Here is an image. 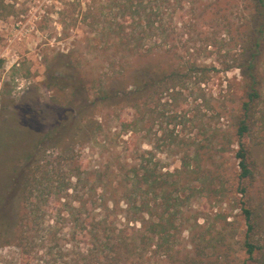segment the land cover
Wrapping results in <instances>:
<instances>
[{
	"label": "trees",
	"instance_id": "trees-1",
	"mask_svg": "<svg viewBox=\"0 0 264 264\" xmlns=\"http://www.w3.org/2000/svg\"><path fill=\"white\" fill-rule=\"evenodd\" d=\"M85 1V13L80 21L90 34L85 45L109 50L114 58L106 64L110 65L107 67L110 71H104L98 79L95 102L89 99L85 84L78 91L74 60L53 63L52 68L60 69L65 77V87L73 91V98L62 108L58 120L42 140L23 154L17 170L6 167L8 160L4 161L0 245L10 248L9 255H3L7 257L5 261L10 264H146L151 245L157 259L163 254L175 253L171 237L177 200L165 197L160 208L156 199L168 185L176 189L178 182L172 180L167 184L159 161L146 157L145 152L123 158L113 167L119 176L114 182L118 186V199H114L103 189L99 173L96 172V179L90 184L86 179L82 181L78 172L71 174L76 169L72 145L77 138L86 142L91 139L94 126L88 113L96 102L102 107L129 108L131 117L120 120V127L128 129L135 139L144 129L150 101L158 102L166 95L175 103V96L190 79L202 83L210 72L237 68L238 101L235 104L230 101L217 114L232 119L230 135L235 137L236 145L233 158L241 182L238 192L244 197L241 207L244 253L251 263L264 264V244L259 235L264 233V222L256 211L252 195L256 176H261L264 184V166L261 168L256 163L252 140L256 132L264 131V111L257 109V104L264 99L260 65L264 58V0ZM226 4L229 8L235 7L237 12L246 11L244 21L237 24L226 21ZM184 16L189 19L184 21ZM218 19L222 21L226 39H221L223 46L216 52L224 50L227 55L229 49L237 47L221 70L213 64L196 61L199 51L204 53L207 46H214L215 38L209 29ZM218 62L224 64V61ZM1 132L4 131L1 129ZM223 153L220 147L215 155L221 158ZM192 171L197 173L186 168L184 174ZM78 185L85 190L79 191ZM148 193L154 197V207L149 205ZM119 200L122 206L118 208ZM152 209L154 219L149 220ZM118 215L123 220L119 224ZM62 229L65 230L62 232Z\"/></svg>",
	"mask_w": 264,
	"mask_h": 264
},
{
	"label": "rangeland",
	"instance_id": "rangeland-1",
	"mask_svg": "<svg viewBox=\"0 0 264 264\" xmlns=\"http://www.w3.org/2000/svg\"><path fill=\"white\" fill-rule=\"evenodd\" d=\"M85 4V0H2L0 3V191L5 176L1 173L4 161L8 160L6 167L17 170L23 154L42 140L58 120L62 108L73 98V91L65 87V77L60 69L52 68L53 63L74 60L78 70V91L82 83L85 84L92 102L96 101L98 79L104 71H110L107 69L110 65H106L114 58L110 51L85 45L86 37H90L80 23ZM226 6V21L236 24L244 21L246 11L237 12L235 7ZM187 19L183 17L184 21ZM72 22L74 25H69ZM221 25L219 19L212 23L209 32L213 33L215 44L207 46L204 53L199 51L200 56L196 59L200 64H213L218 70L230 62V56L237 48L229 49L227 55L224 50L219 54L216 52L223 46L221 39H226ZM260 63L264 76L263 57ZM238 73L237 68L215 74L210 72L202 83L192 78L175 96V103L166 95L158 102L153 99L144 129L135 139L128 129L120 127V120L131 117L129 108L102 107L96 102L88 113L94 126L91 139L86 142L77 138L72 145L76 169L71 174L78 172L82 181L86 179L90 184L95 181L96 172L99 173L109 198L118 199L119 194L114 183L119 176L113 167L123 158L134 157L140 152L159 161L160 172L166 175L167 184L172 180L178 182L176 189L168 185L156 199L160 208L165 197L170 201L177 200L173 218L175 229L171 237L177 251L157 259L151 245L146 264H253L242 246L244 197L238 192L241 182L233 158L236 145L235 137L230 135L232 119L217 114L231 102L237 103L240 94ZM257 109L264 111V99L257 104ZM258 126L257 123L255 130ZM252 140L256 163L262 168L264 131L256 132ZM220 147L224 150L221 158L215 155ZM136 160L137 157L134 162ZM186 168L195 169L197 173L184 174ZM261 178L256 176L252 195L256 211L264 222ZM76 188L81 192L85 190L79 185ZM115 190L114 196L110 197ZM147 196L150 207H154V197L149 193ZM117 205L121 207L122 201L119 200ZM152 211L149 220L154 219ZM117 219L118 224L123 221L121 216ZM259 235L264 244V233ZM9 252L10 248L0 245V264H10L3 256Z\"/></svg>",
	"mask_w": 264,
	"mask_h": 264
}]
</instances>
